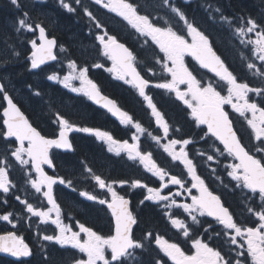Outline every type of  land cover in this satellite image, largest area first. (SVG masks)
<instances>
[{"label": "snow or ice", "instance_id": "snow-or-ice-1", "mask_svg": "<svg viewBox=\"0 0 264 264\" xmlns=\"http://www.w3.org/2000/svg\"><path fill=\"white\" fill-rule=\"evenodd\" d=\"M159 2L161 7H166L175 14L180 28L174 29L166 19H162L154 11H149L147 6H142L136 0H93L95 5L114 13L138 34L141 51H135L121 42L115 33H110L107 26L84 6L82 0H59L61 7L69 13H75L76 6H79L95 29L90 34L98 41L96 51H102V55L112 62L107 71L112 73L116 80L131 85L136 90L150 110L155 125L162 130V135H154L151 130L136 121L133 115L118 106L115 100L102 94L99 86L88 76L90 67H104V64L95 60L91 65L78 64L74 59L69 60L66 75L61 77L59 74H50L47 79L61 84L73 93L86 96L116 117L121 125L130 126L135 130L136 134L132 135L131 139L136 143H129L127 140L121 142L109 131L78 126L59 112L54 113L58 136L46 137L29 122L8 93L6 84L0 82V98L6 101L0 118L3 125L0 140L4 142L3 148H0V193L5 197L11 193L12 197L24 206L23 211L31 214L27 219L38 217L40 223H50L58 229V234L37 233L38 242H52L65 252V256L57 257L41 244V258L45 264H143L140 256L151 248L153 242L173 264H264V87L250 86L249 83L239 80L222 55L218 54L209 36L194 21H190L171 0ZM10 4L18 13L16 33H38L29 41L31 55L27 58L31 61L30 70L41 69V66L49 61H56V38L50 37L43 24L29 15L22 0H10ZM212 11L219 13V19L233 31L238 43L249 48L254 59L246 57L243 52L240 53L247 69L252 71L253 75L264 79V17L259 20L251 16L229 18L219 8ZM37 40L40 41L39 44ZM60 51L67 50L60 46ZM14 55L19 56V52H14ZM185 57H192L201 69L212 74L211 80L205 81L203 77L198 79L186 65ZM255 61L260 64L257 65ZM74 81H79V87ZM181 86H184L183 89ZM152 88L174 94L175 99L186 106L185 114L191 117L194 126H204L201 133H185L181 126L171 124L170 118H166V114L157 107L153 96L149 94ZM250 93L260 98L259 104L254 98H250ZM33 94L39 96L40 92L33 90ZM225 106H230L234 113H238L239 117L246 121L247 143L244 142L245 131H241L243 125L240 128L235 126ZM72 132H83L96 137L108 145L109 152H114L117 156L125 152L128 160L138 161L147 172L157 177L160 181L157 187H150L140 180L132 182V187L146 189L147 192L139 204L150 201L165 209L162 215L190 241L194 251L186 254L179 242H169L152 230L140 228L139 214L130 207V200L115 189L113 185L117 182L106 181L95 174L84 161H81L83 171L103 192L94 195L88 191H80L79 195L105 206L106 211L110 212V233L101 234L78 221H75L78 230H73L72 226L63 223L61 206L54 195V185H66L73 191H76V188L71 179L49 175L45 166L50 169L55 167L50 155L53 149L74 151L69 138ZM144 134L160 145L172 161H179L183 165L180 175L172 174L157 164L151 150H141L139 141ZM162 140L167 143L162 144ZM200 141L210 150L197 149L195 145ZM16 144L18 146H14ZM190 145L193 146L191 149ZM190 151L193 152L191 158ZM197 157L202 158L200 164L214 162L226 170L230 169L226 171V175L231 177V181H235L234 184L229 181L230 190L235 192L239 189L243 194V219L234 210H230V206L222 200V194L210 189L206 178L197 174L198 165L194 163ZM229 157L232 162L225 163ZM17 166L24 172L26 182L35 193L45 198L50 207L34 206L27 198L22 199L17 194V184L10 178V172ZM185 169L187 175H184ZM33 173L36 178H33ZM213 176L223 184L222 174L218 173L216 168L211 169L208 178ZM119 183L123 187L125 181ZM170 186H175V190ZM165 189L169 191L165 193ZM180 197H183L185 202H179ZM189 198L190 202H187ZM0 203L8 204L7 198L0 200ZM173 209L182 210L186 214L185 218L175 216ZM198 217H211L216 224L222 225V228L217 229L206 221L204 223L207 227H204ZM21 219L24 217L20 213L12 211L0 214V221H6L14 228L16 223L13 221L19 222ZM245 220L250 221L251 226ZM196 226H200L206 235L201 236ZM217 237L223 241L220 247L215 243ZM224 244L228 247L225 248ZM0 252L17 258L34 255L29 244L15 232L0 235ZM154 264H164L163 257L157 255Z\"/></svg>", "mask_w": 264, "mask_h": 264}, {"label": "trees", "instance_id": "trees-1", "mask_svg": "<svg viewBox=\"0 0 264 264\" xmlns=\"http://www.w3.org/2000/svg\"><path fill=\"white\" fill-rule=\"evenodd\" d=\"M136 2L142 6H147L149 11L158 13L174 29L180 28V24L176 22L175 14L170 12L168 8L161 7L159 0H136ZM171 2L209 36L218 54L222 55V58L234 70V74L237 75L239 80L249 83L250 86L264 87V79L253 75L252 71L247 69L246 62L240 57V53L243 52L246 57L254 59V57H251L249 48L240 45L237 38L233 35V31L219 19V13H213L212 11L215 8H219L229 18L251 16L259 20L264 17V0H171ZM22 3L29 15L41 22L48 31L49 36H54L58 41L57 63L42 69L30 70L31 61L27 58L31 55L29 41L38 34H17L15 27L18 13L10 4V0H0V82L6 84L7 90L14 101L21 107L37 129L47 137L55 136L58 131V125L54 123V113L59 112L78 126L109 131L114 138L121 142L131 140L133 133L127 134L129 132L123 130L119 121L111 114L96 107L86 96L73 93L63 88L60 84L47 79L50 74L63 75L67 73L69 60L74 59L78 64L86 63L87 65H91L95 60L104 64V67H90L89 78L99 86L104 94L114 98L124 110L133 115L135 120L140 122L143 127L151 130L154 135H162L150 115V110L147 109L146 103L138 96V93L131 92L130 88L125 84L120 86L112 82L113 78L105 69L106 65L109 64L108 59L102 55V51L99 53L96 51L98 41L90 34L95 29L88 18L80 11L79 6H76L77 11L75 13H69L61 7L59 0H49L46 3H42L41 0H22ZM82 3L107 26L110 33H115L121 42L135 51H141L138 34L130 26H127L125 22H122L121 18L101 6L95 5L93 0H82ZM60 46L67 51L61 52ZM14 52H19V56H15ZM255 63L257 65L260 64L257 61ZM191 67L196 71L195 75H197L198 79L203 77L205 80L206 75L208 77L212 76L197 64L191 63ZM33 90L39 91L40 95H34ZM149 94L153 96L157 107L166 114V118H170L171 124L181 126L185 133H192L193 135L201 133V128L203 127L194 126L191 117L185 114L186 106L176 100L174 94L155 88L150 89ZM4 106V101L0 98V118H2L1 112ZM231 117L233 118L232 114ZM234 123H236L235 126L240 128L236 120H234ZM0 131H3L2 119H0ZM72 140L75 148L74 153L59 151H54L53 153L56 168L55 176L63 177L66 180L71 179L73 186L76 188V191H73L66 185L56 187L57 200L62 210L61 219L65 224L75 225L77 230L78 226L75 221L91 226L101 234L108 235L111 230L110 212L106 211L105 206L88 201L85 197L79 195L80 191H88L94 195L102 194L103 192L95 185V181L83 171L81 161L86 162L95 174L100 175L106 181H116L117 183L114 185H117L119 181H125L124 184L128 185V187L118 190L129 196L130 199H133L135 195L143 196L145 192V189L133 188L131 186L133 181L140 180L142 183L153 187V177L144 170V166L138 161L128 160L126 153L117 156L114 152H109L108 146L94 136L79 132L72 136ZM244 142L246 143L245 140ZM0 145H4L2 140H0ZM140 145L142 151H152L153 159L157 164L173 174H181L179 165L173 164L147 134L141 136ZM192 147V145L189 146L190 149ZM195 147L201 151L210 150L203 141H200ZM189 155L191 158L193 152L190 151ZM201 159L197 157L194 160V163L198 165L197 174H201L202 178H206V183L209 187L214 189L216 193L222 194V199L227 204L231 206H234V204L238 205L243 194L240 190L231 191V186L230 189L224 186L229 185V177L226 175V171L229 170L217 166L214 162L200 164L199 161ZM231 161V157H229L225 162ZM212 168H216V171L222 174L223 184L219 185L218 180L214 176L210 179L208 178ZM23 173L19 166L10 172V178L17 184L19 189L17 194L21 197L26 190L22 179ZM155 182L157 183L156 180ZM132 190L134 191L132 192ZM30 192L32 196L34 191L30 189ZM5 198H7L8 204L3 205L1 211H5L8 208L17 211L20 207V202L10 196ZM135 202L137 201L135 200ZM155 207L157 208L158 205L147 204L144 207H136L135 211L140 217L139 227L152 230L158 235L162 232L161 235L165 236L163 226L168 221H165L164 216L161 214L162 212L158 208L155 210ZM21 234L24 235L23 232ZM38 240L39 238L32 233L30 243L34 250L33 257L35 259H32L29 263L45 264V261L41 258V244L45 246L49 253L57 257L65 256L64 250L58 246L45 243L42 240L38 242ZM157 255L163 257L164 264H169L163 254L157 250L154 242L151 248L145 250L143 255L140 256V260L143 264H154V258ZM0 264H4L1 258Z\"/></svg>", "mask_w": 264, "mask_h": 264}, {"label": "flooded vegetation", "instance_id": "flooded-vegetation-1", "mask_svg": "<svg viewBox=\"0 0 264 264\" xmlns=\"http://www.w3.org/2000/svg\"><path fill=\"white\" fill-rule=\"evenodd\" d=\"M49 0H41L42 3H46L48 2ZM105 9V8H104ZM107 10V9H105ZM108 11V10H107ZM108 59V58H107ZM109 64L106 65L105 69H106V72L113 78V83H116L120 86H122L124 83L122 81H118L114 78L113 74L108 72L107 71V68L111 67V64L112 62L110 60H108ZM191 63L193 64H197L193 58H189L188 59V67L191 71H193V74L196 73V71L191 67ZM127 87H129L130 91L133 92V93H136V90L133 89L131 87V85H127ZM184 87V86H183ZM218 89H219V86H218ZM250 95V98H254L255 99V102H257L258 104L260 103L259 101V97H255L254 94H249ZM114 99V98H113ZM115 100V99H114ZM116 101V100H115ZM117 102V101H116ZM117 104L121 107V105L117 102ZM122 108V107H121ZM226 110H228L230 112V114L233 115V120H236L238 122V126L241 127V125H243V127L241 128V131H245V129H247V124H246V121L244 120L243 117H239V114L238 113H234L229 107L225 106ZM123 109V108H122ZM124 110V109H123ZM249 116L251 115L250 113L248 114ZM153 118V117H152ZM135 119V118H134ZM154 119V118H153ZM118 120V119H117ZM119 121V120H118ZM120 123V122H119ZM236 124V123H235ZM121 125V124H120ZM121 127L123 128V130L125 131H128L129 133L127 134H130V133H133V135H135V130L132 129L130 126H125V125H121ZM237 127V126H236ZM162 132V130H160ZM58 135V131H57V134L55 136H53L52 138L56 137ZM126 135V133H125ZM245 136L247 137V140H248V135H247V132L245 131ZM244 136V138H245ZM141 139V137H140ZM129 143H132L134 140H127ZM140 142V141H139ZM14 146H18V144L14 145ZM3 147L0 145V148ZM161 152H163L161 150ZM54 153V152H53ZM53 155V154H52ZM167 156V155H166ZM168 157V156H167ZM168 159L170 161L171 160V157H168ZM173 164H178L179 167L181 169H183V165H181L179 163V161H172ZM47 173L50 174V175H54L55 176V171H51L49 169H46ZM173 174V173H172ZM184 175H187L186 173V169L184 170ZM33 178H36L35 177V174L33 173ZM22 179H23V184L25 185V192L23 194V196L21 197L22 199L24 198H27L29 200V202L33 203L34 206H46V207H50L47 205V202L45 200V198L41 195V194H37L35 193V190L31 188V185L28 184L26 182V176L25 174L23 173L22 175ZM190 179V177H189ZM215 182L217 183V181L215 180ZM160 184V181H158L157 183L154 182L153 183V187H157L158 185ZM57 187V186H56ZM56 187H55V197L57 198L56 196ZM126 187H128V185L124 184L123 187H121L120 189H126ZM173 190H175V186H170ZM30 189L34 191V194H32L31 196V192H30ZM211 189V188H210ZM134 190H132L133 192ZM165 193H167L169 190L168 189H165L164 190ZM193 192H195V189L193 190ZM119 193L121 195H124L123 193H121L119 191ZM134 194V193H132ZM146 192H144L143 196H140V195H135V197L133 199H131V203H132V208L134 210V212H136V207H144L145 205L147 204H150L152 206H156V204L150 202V201H145L143 205H140L139 204V201L140 200H143L144 197L146 196ZM187 195V194H185ZM7 196H10L12 197L11 193H9ZM125 197H129L127 195H125ZM5 196L4 194L0 193V200L4 199ZM135 200L137 202H135ZM242 201V200H241ZM41 202H42V205H41ZM58 202V200H57ZM179 202H185L183 197H180L179 198ZM187 202H190V198L188 199ZM135 203V205H134ZM227 204V203H226ZM5 205V204H2L0 203V214H4L5 212L7 211H12L13 213H20L24 219H21L19 222H17L16 220L13 221V223H16V227H12V224H9L8 222L6 221H0V235H6L8 232H15L18 236H21L23 237L25 243L29 244V246L32 248V245L30 243L31 241V237H32V233H34L36 236H37V233H41V235L43 234H58V229L55 228L54 225H51L50 223L49 224H43V223H40V218L38 217H31V219H27V217H29L31 214H28L26 213L25 211H23V208L24 206L22 204H20V207L17 209V211H13L11 210V208H8L7 210L5 211H1L2 209V206ZM227 206H230V210H234L236 212V214L238 216H241V218L243 219V215H242V209L244 208V205L240 202L238 205L237 204H234V206H231L229 204H227ZM159 209V211H161L163 213V211H165L161 206L158 205L157 207ZM155 207V210L157 209ZM173 214L181 219H184L186 214L182 212V210L180 209H173ZM161 213V214H162ZM53 216H55V213H53ZM165 218V221H168L166 217ZM198 219L204 223L205 221L206 222H209L211 223L215 228L217 229H220L222 228V225H218L216 224V222L210 218V217H198ZM188 222V221H186ZM246 223H248L249 226H251L250 224V221L248 220H245ZM70 226L73 227V230H77L76 229V226L75 225H72L70 224ZM164 229H165V236H162V232L160 233V236H162L163 238L165 239H168L169 242H179L180 243V246L182 247V249L186 252V254H191L194 249L191 248V243L190 241H187V238H184L181 234H180V231L178 229H175L174 227L171 226L170 222L168 221V223L165 224V226H163ZM204 227H207V224L204 223ZM196 230L199 231L200 235L201 236H204L206 235L204 232H203V229L200 227V226H196ZM209 231H211V229H209ZM24 233V235H22L21 233ZM25 236V237H24ZM38 237V236H37ZM39 238V237H38ZM45 243H51L52 245H55L54 243L52 242H47V241H43ZM215 243H216V246L217 247H220V245L223 243V241H221L218 237L215 238ZM155 245V243H154ZM57 246V245H55ZM59 247V246H58ZM155 247L157 248V250L159 251L158 247L155 245ZM224 247L227 248L228 245L227 244H224ZM234 247V246H233ZM32 251L34 253V250L32 248ZM162 253V252H161ZM163 254V253H162ZM34 256V255H33ZM30 257V258H20V259H14V258H10V257H7V256H3L0 254V258L3 260V263L4 264H32V263H29L32 259L34 260L35 257ZM168 262L169 264H173V262L168 258V257H164ZM34 262V261H33Z\"/></svg>", "mask_w": 264, "mask_h": 264}, {"label": "water", "instance_id": "water-1", "mask_svg": "<svg viewBox=\"0 0 264 264\" xmlns=\"http://www.w3.org/2000/svg\"><path fill=\"white\" fill-rule=\"evenodd\" d=\"M57 40V39H56ZM39 43H40V41H39ZM57 44H58V41H57ZM56 50H57V48L55 49V52H56ZM58 60V59H57ZM57 60L56 61H49L47 64H45V65H42L41 67H45V66H48V65H51V64H54V63H56L57 62ZM103 94V93H102ZM105 95V94H104ZM108 97V96H107ZM108 98H110V97H108ZM111 99V98H110ZM94 105H96L98 108H100V109H102V110H105V109H103V108H101L99 105H97V104H95L93 101H91ZM5 103H6V101H5ZM18 106V105H17ZM19 107V106H18ZM20 108V107H19ZM21 109V108H20ZM22 111V110H21ZM106 111V110H105ZM23 112V111H22ZM24 113V112H23ZM24 115L27 117V115L24 113ZM28 118V117H27ZM28 120H29V118H28ZM29 122H30V120H29ZM31 123V122H30ZM33 125V124H32ZM202 127H204V126H202ZM38 130V129H37ZM39 131V130H38ZM74 133H77V132H72V133H70V140H71V136H72V134H74ZM42 134V133H41ZM43 135V134H42ZM72 141V140H71ZM53 150H59V151H62V152H65V153H73L74 151H66V150H63V149H53ZM52 150V151H53ZM52 151H51V153H52ZM51 153H50V155H51ZM52 157V156H51ZM53 164H54V162H53ZM45 168H47V169H50V168H48L47 166H45ZM55 169V167L54 168H52V169H50V170H54ZM46 171V170H45ZM57 185H60V184H57ZM56 185H54V187H55ZM128 199V198H127ZM130 200V199H129ZM47 202V201H46ZM130 202H131V200H130ZM130 207H131V204H130ZM0 254L1 255H3V256H7V257H10V258H14V259H20V258H17V257H13L11 254H9V253H5V252H0ZM28 258H30V257H28Z\"/></svg>", "mask_w": 264, "mask_h": 264}, {"label": "rangeland", "instance_id": "rangeland-1", "mask_svg": "<svg viewBox=\"0 0 264 264\" xmlns=\"http://www.w3.org/2000/svg\"><path fill=\"white\" fill-rule=\"evenodd\" d=\"M257 62H259V61H257ZM185 63H186V65L188 66V57H185ZM67 73H65V74H63V75H66ZM63 75H60L61 77L63 76ZM211 79L209 78V77H205V81H210ZM54 82V81H53ZM212 82H214V81H212ZM56 83V82H55ZM59 84V83H58ZM74 84L77 86V87H79V81H74ZM61 85V84H60ZM62 86V85H61ZM182 87V89H183V86H181ZM69 90V89H68ZM70 91V90H69ZM223 94V93H222ZM227 107H229L230 108V106H227ZM231 109V108H230ZM105 145H107L105 142H103ZM132 143H136V141H133ZM161 143L163 144V143H167V141L166 140H162L161 141ZM108 146V145H107ZM162 151H163V149H162V147L160 146V145H157ZM177 151H179V146H177ZM125 152H121V154H124ZM165 153V152H164ZM165 155H167L168 156V154L167 153H165ZM168 157H170V156H168ZM144 170L145 171H147L145 168H144ZM149 173V172H148ZM151 174V173H150ZM151 176H152V174H151ZM153 177V182H155V179H157V177L156 178H154V176H152ZM158 180V179H157ZM159 181V180H158ZM114 187H115V189L119 192V188H121V185L118 183L117 184V186L116 185H113ZM134 188V187H133ZM147 193V192H146ZM147 195V194H146ZM165 210V209H164Z\"/></svg>", "mask_w": 264, "mask_h": 264}, {"label": "bare ground", "instance_id": "bare-ground-1", "mask_svg": "<svg viewBox=\"0 0 264 264\" xmlns=\"http://www.w3.org/2000/svg\"><path fill=\"white\" fill-rule=\"evenodd\" d=\"M57 4H58V2H57ZM57 4H56V5H57Z\"/></svg>", "mask_w": 264, "mask_h": 264}]
</instances>
